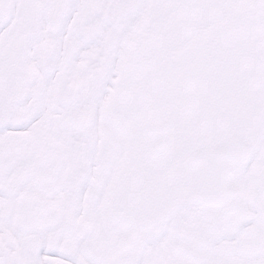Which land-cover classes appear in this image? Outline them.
<instances>
[{
  "label": "snow or ice",
  "instance_id": "6c2138e0",
  "mask_svg": "<svg viewBox=\"0 0 264 264\" xmlns=\"http://www.w3.org/2000/svg\"><path fill=\"white\" fill-rule=\"evenodd\" d=\"M0 264H264V0H0Z\"/></svg>",
  "mask_w": 264,
  "mask_h": 264
}]
</instances>
